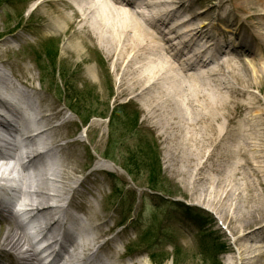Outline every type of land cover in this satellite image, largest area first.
<instances>
[{"label":"bare ground","instance_id":"bare-ground-1","mask_svg":"<svg viewBox=\"0 0 264 264\" xmlns=\"http://www.w3.org/2000/svg\"><path fill=\"white\" fill-rule=\"evenodd\" d=\"M185 1L40 0L32 7V12L42 10L36 16L39 28L32 30L25 24L22 26L27 28L28 36L44 28L55 38L65 37L61 50L63 56L75 55V67L88 60L84 55L85 41H89L93 49L101 50L119 77L116 95L137 98L152 115L159 112L157 123H177L199 132V136L186 138L191 142L186 146L187 151L233 155L236 159L251 150L264 153V110L258 107L259 101L253 94V88L260 86L255 63L253 59L244 62L235 53L238 49L242 54L258 55V68L263 71L260 46L248 36L237 33L243 21L251 18L256 4L264 0H218L219 5L196 11L190 7L194 0L187 4ZM229 1L233 11L238 13L235 17H230L229 13L227 23L222 26L218 23V14L214 16L211 8H221ZM255 15L263 19L264 5ZM227 33L234 35V40L230 51L224 52L223 38ZM257 36L264 42V32ZM17 37L21 36L15 39ZM39 37L42 38V34ZM210 47L213 49L208 51ZM41 56L39 52L30 58L38 64ZM4 58L0 54V64L6 63ZM66 62L69 64L71 60ZM13 63L0 68V89L12 102L9 114L16 118L17 124L12 128L2 126L15 140V148L8 153L0 152V166L13 170L9 162L19 160L20 142L29 150L36 145L45 149L20 164L23 187L19 193L27 200V218L39 220V235L42 240L47 239V246L53 249L49 254L54 252V257L49 264H124L119 255L115 257V252L105 259L101 251L106 247L94 250L92 241L97 238L89 237L88 233H97L105 222L97 212H89L91 205L77 203L74 195L67 196L77 190V169L72 162L75 142L60 143L67 136L63 125L70 122L69 119L54 123L62 109L56 101H49L29 85L38 65ZM84 65L87 75L97 77L93 65ZM223 75L229 80L221 79ZM17 83L29 85L31 92H23ZM5 103V99H0L1 105ZM147 114L149 119L153 118ZM29 129H37L38 133L24 135ZM67 145L71 147L69 152L64 149ZM100 169L95 166L90 172ZM2 191L8 193L6 189ZM2 204L0 201V264H38L42 258L38 257L34 243L29 242L24 225L13 214L3 212ZM66 224L72 225V232L66 231ZM254 231L264 237V217L237 240L254 242L253 249H258L259 236H245ZM108 248L114 250V245L107 243ZM248 257L237 252L235 264H242Z\"/></svg>","mask_w":264,"mask_h":264},{"label":"rangeland","instance_id":"rangeland-1","mask_svg":"<svg viewBox=\"0 0 264 264\" xmlns=\"http://www.w3.org/2000/svg\"><path fill=\"white\" fill-rule=\"evenodd\" d=\"M32 2L0 0V54L6 59L0 68L13 62L38 65L29 85L62 109L54 123L69 119L63 125L68 137L60 143L75 142L72 162L77 169V190L67 196L74 195L77 203L91 205L89 212H97L105 222L97 233H88L97 238L92 241L94 250L106 247L101 251L105 259L115 252L124 264H155L166 255L162 264H235L237 252L249 256L242 264H264V237L260 232L245 235L261 237L257 238L260 240L256 250L252 247L254 242L237 240L264 217V153L251 150L236 159L233 155L187 151L191 142L186 138L199 136V132L177 123H157L159 112L152 115L137 98L116 95L119 77L105 54L93 49L89 41L84 45L88 60L75 67V55H64L66 60L62 59L65 37L55 38L44 28L28 36L22 25L38 29L36 16L42 13L41 8L32 12L33 5L40 0ZM217 2L194 0L190 7L193 11L203 10ZM263 5L256 4L251 18L243 21L237 34L248 36L260 46L264 59V42L257 36L264 32V17L255 15ZM211 11L214 16L218 14L222 26L229 13L230 17L238 13L233 11L230 1L221 8L212 7ZM19 35L23 38L15 39ZM223 40L224 52L230 51L234 35L227 33ZM39 52L42 56L37 64L30 57ZM235 53L244 62L253 59L260 81L253 94L259 101L258 107L264 110V68H258V55L242 54L238 49ZM67 60L71 62L67 64ZM84 64L93 65L97 77L87 75ZM243 72L247 73V69L243 68ZM220 78L229 80L225 75ZM29 85L18 84L30 93ZM147 112L152 119L146 116ZM64 149L69 152L71 147ZM156 161L161 167L157 183L165 193L148 186L151 171H157ZM95 166L101 169L90 172ZM21 173L18 171L23 181ZM33 179L31 175L32 182ZM184 200L192 204L186 206ZM78 215L85 218L81 212ZM107 243H112L114 250L107 249Z\"/></svg>","mask_w":264,"mask_h":264},{"label":"trees","instance_id":"trees-1","mask_svg":"<svg viewBox=\"0 0 264 264\" xmlns=\"http://www.w3.org/2000/svg\"><path fill=\"white\" fill-rule=\"evenodd\" d=\"M111 120H112V116H110L109 117ZM155 167H156V169H157V171H156V173L155 172H153V171H151V174H150V176L148 177V186H149V189H151V190H157V191H161V190H164V189H162L160 186H158V183H157V178H158V174L159 175H161V167H160V165H159V162H157L156 161V165H155ZM154 167V168H155ZM153 176L155 177V179L153 178ZM162 192V191H161ZM163 193H165V190H164V192ZM166 194H168L167 192H166ZM168 256L166 255L165 257H163L161 260H159V261H157V262H154L155 264H162L165 260H166V258H167ZM213 260H215V259H213ZM216 261V260H215Z\"/></svg>","mask_w":264,"mask_h":264}]
</instances>
